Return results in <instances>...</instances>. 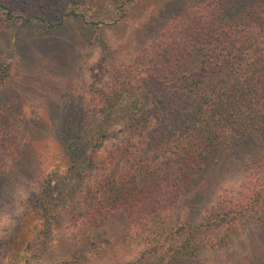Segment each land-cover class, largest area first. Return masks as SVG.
<instances>
[{
    "label": "trees",
    "instance_id": "16d2710c",
    "mask_svg": "<svg viewBox=\"0 0 264 264\" xmlns=\"http://www.w3.org/2000/svg\"><path fill=\"white\" fill-rule=\"evenodd\" d=\"M22 2L0 0V26L38 21L56 29L67 18L86 24L80 9L89 2L88 10H94L99 0H55L35 8L22 7ZM234 5L243 10L227 17ZM96 42L102 52L90 67L91 97L84 112L102 117L128 100L126 140L103 151L102 133L79 155L68 142L63 149L66 173L57 175L53 188H44L37 205L52 202L54 208L66 202L74 209L69 228L79 238L109 218L125 217L127 232L149 241L134 264H190L222 248L244 227L263 222L264 149L246 164L234 194L221 196L197 222L190 207L200 154L224 152L222 161L236 152L245 154L248 141L264 130V0L186 4L128 65L111 68L106 39L99 34ZM9 68L0 65V86ZM107 77L109 83L101 85ZM3 111L0 119L13 115L10 105ZM12 128H3L4 136ZM4 139L0 176L10 155ZM77 156L80 160H73ZM47 211L41 216L50 221ZM26 227L21 223L7 245L8 261L21 263L30 254L33 237L26 242Z\"/></svg>",
    "mask_w": 264,
    "mask_h": 264
},
{
    "label": "rangeland",
    "instance_id": "374dc122",
    "mask_svg": "<svg viewBox=\"0 0 264 264\" xmlns=\"http://www.w3.org/2000/svg\"><path fill=\"white\" fill-rule=\"evenodd\" d=\"M54 1L24 0L21 4L35 8ZM204 1L99 0L94 10H88L89 2L80 9L86 24L79 18H67L56 29L38 21L0 26V65L10 67L6 83L0 86V113L13 107L12 116L0 119V138H5L10 153L0 176V264H62L76 257L81 264H134L148 247L146 236L127 232L125 217L109 218L79 238L69 228L74 209L66 202L54 208L51 201L48 205L37 202L44 188H53L57 175L66 173L69 163L63 149L68 142H73L79 155L87 150L90 139L102 133L103 151L126 140L128 100L102 117L90 118L84 112L91 97L90 67L102 52L96 36L101 34L107 41L111 68L128 65L138 51L159 37L184 5ZM242 10L243 6L234 5L226 16ZM108 83L107 77L101 85ZM11 118H16L11 124L14 129ZM5 127L12 128L7 136L2 131ZM255 137L248 141L245 154L236 152L225 161V153L214 149L200 154L196 196L190 207L193 222L221 196L234 194L246 164L264 149V130ZM46 210L50 221L41 216ZM21 223L28 229L26 242L33 237V246L24 261L11 262L6 259V247ZM190 264H264V221L244 227L222 248L206 252Z\"/></svg>",
    "mask_w": 264,
    "mask_h": 264
}]
</instances>
